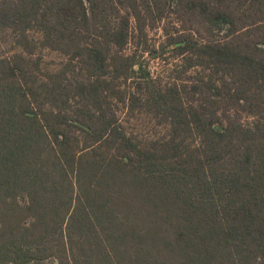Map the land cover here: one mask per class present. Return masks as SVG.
I'll return each mask as SVG.
<instances>
[{"label":"trees","instance_id":"16d2710c","mask_svg":"<svg viewBox=\"0 0 264 264\" xmlns=\"http://www.w3.org/2000/svg\"><path fill=\"white\" fill-rule=\"evenodd\" d=\"M7 31L0 264H264V0H0Z\"/></svg>","mask_w":264,"mask_h":264},{"label":"rangeland","instance_id":"374dc122","mask_svg":"<svg viewBox=\"0 0 264 264\" xmlns=\"http://www.w3.org/2000/svg\"><path fill=\"white\" fill-rule=\"evenodd\" d=\"M188 24H183L181 23L175 15L173 14H169L166 15L164 17L163 20H161L155 27L153 28H149L147 31V38H148V43L150 45L156 46L158 43H160L163 39V33H164V29H167L168 31H170V33H172L173 35L175 34V29L179 30L181 32L184 31V33H187L189 31H185L183 30L184 28H187ZM194 35V34H193ZM194 37H198L197 35H194ZM31 39H37L38 36L33 34L31 37ZM15 45V38L13 36V34H10L9 31H7L6 33H0V55L5 54V52L7 53V55H12L14 53V51H16L15 49H13L12 47ZM132 43H129V45H127L124 48V53H128L132 50ZM35 55L40 57L39 60V67L41 70H53V69H57V67L59 66V63L62 61V58L60 56H58L56 53L49 51L48 49H43V50H36L35 51ZM154 67L155 63H153ZM121 112H117L118 113V117L120 120L125 121L126 120V116L124 114V110L121 108L120 109ZM130 119L129 123V131H132L133 133L139 134V135H143L145 138L148 137V135H152L153 133H155L156 131L159 130H163L162 127H157L154 125V121H152L151 123L149 122H143V120H132ZM148 120V119H146ZM250 121V119H248L245 115H243L242 117V122L244 124L248 123Z\"/></svg>","mask_w":264,"mask_h":264}]
</instances>
